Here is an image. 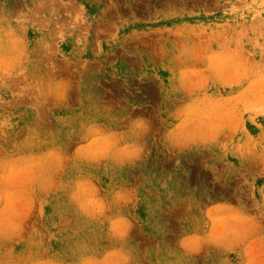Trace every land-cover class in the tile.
<instances>
[{"label": "rangeland", "instance_id": "374dc122", "mask_svg": "<svg viewBox=\"0 0 264 264\" xmlns=\"http://www.w3.org/2000/svg\"><path fill=\"white\" fill-rule=\"evenodd\" d=\"M0 264H264V0H0Z\"/></svg>", "mask_w": 264, "mask_h": 264}, {"label": "crops", "instance_id": "0c3cea01", "mask_svg": "<svg viewBox=\"0 0 264 264\" xmlns=\"http://www.w3.org/2000/svg\"><path fill=\"white\" fill-rule=\"evenodd\" d=\"M86 88H87L89 91H91L89 87L86 86ZM85 95H86V96L88 95L87 92L85 93Z\"/></svg>", "mask_w": 264, "mask_h": 264}]
</instances>
